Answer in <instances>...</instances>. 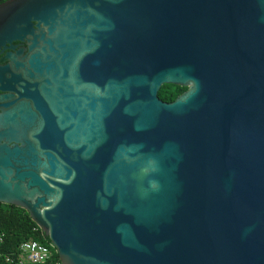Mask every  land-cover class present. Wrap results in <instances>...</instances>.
Masks as SVG:
<instances>
[{
  "label": "water",
  "instance_id": "95a60500",
  "mask_svg": "<svg viewBox=\"0 0 264 264\" xmlns=\"http://www.w3.org/2000/svg\"><path fill=\"white\" fill-rule=\"evenodd\" d=\"M0 54V203L61 264H264V0H8Z\"/></svg>",
  "mask_w": 264,
  "mask_h": 264
},
{
  "label": "trees",
  "instance_id": "16d2710c",
  "mask_svg": "<svg viewBox=\"0 0 264 264\" xmlns=\"http://www.w3.org/2000/svg\"><path fill=\"white\" fill-rule=\"evenodd\" d=\"M7 1L0 0V4ZM185 91L186 88L183 87L164 85L158 92V98L165 103H171ZM28 241L47 246L50 244L49 239L24 209L0 203V264H9L6 262V257L18 253L21 244ZM52 256L47 264L58 261L56 254Z\"/></svg>",
  "mask_w": 264,
  "mask_h": 264
},
{
  "label": "built area",
  "instance_id": "2783aa9c",
  "mask_svg": "<svg viewBox=\"0 0 264 264\" xmlns=\"http://www.w3.org/2000/svg\"><path fill=\"white\" fill-rule=\"evenodd\" d=\"M55 247L51 244L44 245L35 241H28L18 249V253L6 257V262L9 264H47L48 261L56 254ZM54 264H61L58 261Z\"/></svg>",
  "mask_w": 264,
  "mask_h": 264
},
{
  "label": "flooded vegetation",
  "instance_id": "af4514ba",
  "mask_svg": "<svg viewBox=\"0 0 264 264\" xmlns=\"http://www.w3.org/2000/svg\"><path fill=\"white\" fill-rule=\"evenodd\" d=\"M14 45L15 46H17L16 48L17 49H20V48H25L26 47V45L25 44H20V43H14ZM27 54V52L25 51L24 53H23V55H26ZM2 57V55L0 54V58ZM5 64H2V66H4ZM184 93V92H183ZM182 93V94H183ZM4 93H1L0 92V95H3ZM6 94H11V95H13L15 98L17 97L15 94H12V93H6ZM180 96V95H179ZM2 106H3V103H0V113L2 112Z\"/></svg>",
  "mask_w": 264,
  "mask_h": 264
}]
</instances>
